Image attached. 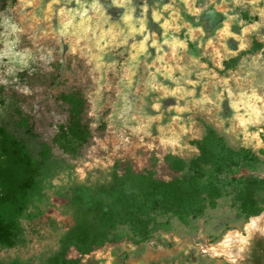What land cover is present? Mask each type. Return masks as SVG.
I'll return each mask as SVG.
<instances>
[{
	"label": "rangeland",
	"instance_id": "374dc122",
	"mask_svg": "<svg viewBox=\"0 0 264 264\" xmlns=\"http://www.w3.org/2000/svg\"><path fill=\"white\" fill-rule=\"evenodd\" d=\"M81 2L87 8L92 0ZM98 2L105 16L97 21L89 9L87 15L92 17L89 25L99 24L97 35L109 28L117 35L115 42L103 51L89 41V52L84 48V40L77 44L75 37L61 36L58 31L63 18L58 10L77 8L76 0H31L30 3L0 0V19L9 16L23 28L14 50H28L33 57L28 67L11 74L7 73V58L0 57V79L9 81L0 84V123L23 139L34 159L40 157L43 149L47 150V160L33 188L15 203L0 209V216L14 226L12 244H0V264H59L63 259L75 257L80 258V264H234L225 256L203 250L204 246L219 241L228 230L235 229L247 236L245 226L252 217H239L228 197L218 199L213 207L207 206L196 219L153 215L151 237L138 244L123 236L121 240L104 242L85 255L67 245L68 236L103 226L101 207L114 200L112 189L129 180V176L153 185L172 179L169 165L172 157L201 165L200 144L207 128L213 129L233 149L254 151L263 162L261 169L242 173L264 178V143L256 148L255 141L244 142L239 128L235 134L226 131L235 124L231 119L229 91L232 99L242 91L250 93L253 89L264 97V26L243 36L248 44L244 50L238 51V41L229 37L228 47L236 54L220 59L221 67L213 54L216 48L221 57L228 55L216 36V29L228 16L236 15L229 24L238 36L243 27L260 20L258 15L249 14L252 10L249 0L243 4L236 0H144L138 6L131 0H125L124 6L114 5L112 0ZM254 2L257 8H264V0ZM22 4L26 6L21 8ZM49 4L51 14L46 19L45 9ZM145 4L149 39L145 41L146 51L138 53L132 46L138 45L145 33H134L121 44L129 31L122 16L130 6L132 24L138 28L136 21ZM165 4L170 7L164 9ZM189 7L200 8L201 12L198 16L191 14ZM153 10L160 13L159 22L152 20ZM79 19L77 15L76 20ZM165 20L169 25L167 30L162 26ZM189 29H192L191 39ZM3 31L0 25V33ZM173 38L185 46L173 50L163 43ZM3 39L0 35V50L4 47ZM152 39L159 45V51L152 45ZM90 56H100L99 68ZM158 56L163 59L158 60ZM166 69H171L175 79L163 74ZM150 84L162 85L169 91L179 86L184 92L163 96L159 88L153 89ZM25 86L30 94L21 91ZM74 89H80L85 97L91 137L76 151H64L55 140L58 126L67 117L66 106L59 96ZM154 103L160 107L153 109ZM174 117L178 118L174 120ZM141 125L145 126L143 131H133ZM181 125L186 131L181 135L179 147L162 145L161 139L171 135L169 129L179 133ZM257 127L264 128V124L249 126L248 130L254 132ZM260 137L264 141V132ZM77 168L84 173L82 181ZM175 189L183 197V190ZM124 227L120 225L119 229ZM246 245L247 241L243 250ZM97 252L101 254L99 258Z\"/></svg>",
	"mask_w": 264,
	"mask_h": 264
},
{
	"label": "trees",
	"instance_id": "16d2710c",
	"mask_svg": "<svg viewBox=\"0 0 264 264\" xmlns=\"http://www.w3.org/2000/svg\"><path fill=\"white\" fill-rule=\"evenodd\" d=\"M131 1L138 6L144 0ZM59 98L66 106L67 117L58 126L55 140L64 151H76L91 137L86 100L80 89L61 93ZM200 151L201 165L172 157L169 165L174 176L170 181L160 180L149 185L137 176L123 180L111 191L114 200L101 207L103 226L96 231L68 236L67 245L85 255L104 242L121 240L123 236L138 244L151 237L153 215L196 219L207 206H215L216 201L224 197L229 198L230 205L243 219L264 211V178L242 173L261 169L263 162L254 151L231 148L211 128H207ZM46 160V149L34 159L23 139L0 123V209L15 203L33 188ZM176 187L183 190V197L177 195ZM120 225L125 227L120 230ZM111 229L116 232H110ZM13 236V223L0 216V244L11 245ZM59 264H80V258L63 259Z\"/></svg>",
	"mask_w": 264,
	"mask_h": 264
},
{
	"label": "clouds",
	"instance_id": "9594fccd",
	"mask_svg": "<svg viewBox=\"0 0 264 264\" xmlns=\"http://www.w3.org/2000/svg\"><path fill=\"white\" fill-rule=\"evenodd\" d=\"M28 3L31 2V0H27ZM78 7L77 8H64L61 7L58 10V15L63 17L60 22V27L58 29L59 34L61 36H73L76 38V43L78 44L80 40L85 41L84 48L87 49L89 52L91 51L89 48V41H92L94 43V46L99 50L103 51V49L109 45L115 42V36L117 33H112L111 28L108 29L107 32L104 30H101L99 35L96 33V27L99 26V24L96 25H89V21L92 20V17L87 15L89 9L92 10L93 16H96L97 21H99L100 17L105 16V12L103 7L100 5L98 0H92V3L88 5L86 8L84 3L81 2V0H76ZM112 3L117 6H124L125 0H112ZM236 3L243 4L244 0H236ZM249 3L252 4V10L250 11V15L256 14L260 17L259 21L253 22L250 25H247L241 29V35H237L236 33L232 32L230 30V24L229 21L235 20L236 15L233 14L231 16H228L227 19L222 22V26L218 27L216 29V36L218 41L220 42V47L224 49L225 53L228 55L221 57V53L218 49L213 48V54L215 57H217L216 64L218 67H221L220 59H227L228 56L235 55L236 53L233 52L227 44V40L229 37H232L234 40L238 41L237 50H244L248 44L243 39V36L245 34H248L252 31H255L259 29L260 27L264 26V8H257L255 6L254 0H249ZM26 6L25 4L21 5V8ZM170 5L165 4L163 5L164 9L169 8ZM218 7V6H217ZM51 8L52 5H47V8L45 9V18H50L51 14ZM223 11L222 9H219ZM132 11L133 9L128 6L126 9L125 14L122 16L123 21L128 25V33L125 35L124 39L120 41L121 44L125 43L128 36L133 35L134 33H145L143 36V39L139 42L138 45L133 44V48L137 50L138 53H143L146 51L145 48V41H148L149 35L147 34V20L145 17V12L147 11V5H142V11L140 18L136 21V23L139 24V27H134L132 24ZM188 11L191 14L199 15L201 12L200 8H193L189 7ZM98 14V15H97ZM227 15V13H225ZM77 15L80 17L79 20H76ZM152 20L154 22L160 21V13L153 10L152 12ZM75 21V22H74ZM106 22V21H105ZM238 23L242 24L243 21H238ZM0 25L3 26V33H0V35L3 36V43L4 47L2 50H0V57H6L7 62L9 64V67L7 68V73L11 74L14 72V70H22L26 67H28L29 60L33 57L31 56V53L28 50L24 51H15L16 44L18 42V34L23 31V28L18 26L15 22L12 21L11 17L4 16L2 19H0ZM165 27V30H167L168 21L165 20L164 24L162 25ZM71 29V31H70ZM122 31V30H121ZM196 31L202 30L197 28ZM91 32L92 35L89 36L88 33ZM192 29H189V38H193L192 35ZM154 35V34H153ZM108 36L109 38L106 40L105 37ZM11 37V39H9ZM264 39V37H262ZM103 41V43H101ZM152 45H155L157 47V50L159 51V45H157V42L155 39H152L151 41ZM165 44H169L170 47H172L173 50L177 46L183 48L185 45L182 41H178L175 38H173L171 41L168 39H165L163 41ZM212 43L211 40L208 41V44L210 45ZM135 59V55L132 57ZM258 58V57H257ZM43 59V57H41ZM90 59H95L98 63L96 65L97 68L100 67V56H90ZM158 60H162L163 56H158ZM256 58L253 60V64L255 65ZM159 71V69H157ZM168 78L175 79L171 75V69H166L163 73ZM152 79H155V76H152ZM13 81H15V76H13ZM9 81L5 79H0V84H7ZM191 83V81H189ZM226 84L227 81H224ZM150 87L153 89L159 88L161 90V93L163 96L168 95H175L176 93L180 92L183 93V88L177 86L176 88L169 91L167 88H164L162 85H156V84H150ZM21 91L25 94H30L29 89L25 86L21 89ZM98 91V90H97ZM190 95V93H187ZM229 96V105L230 108L233 111V116L231 119L235 121V124L230 126L226 131H231L233 134H235V129L239 128L240 132L243 135V140L246 144H250L253 141H255L254 147L259 148L264 141L261 140L260 133L264 132V128L257 127V130L254 132H249V126H259L261 124H264V97L257 95L255 89H253L250 93L247 92H240L238 94V97L235 99H232V93L228 92ZM219 99V97H218ZM259 104V106H257ZM153 109H158L160 107L159 103H154L152 105ZM243 109L241 112L240 110ZM127 109H125L126 111ZM177 111H182V109L177 108ZM91 114V113H90ZM160 117H156L155 119H159ZM178 117H174L173 119H177ZM145 128L144 125L139 126L138 128L133 129L134 132L143 131ZM163 131V129H161ZM171 132V135L165 139H161L162 145H167L169 147H179L180 144V138L181 135L186 131V129L183 127V125L180 126V132L177 133L176 131L169 129ZM151 147V145H149ZM88 167H91V165H86ZM76 172L79 174V179L82 181L84 179V173L80 168L76 169ZM97 257L101 255L99 252L96 253Z\"/></svg>",
	"mask_w": 264,
	"mask_h": 264
},
{
	"label": "bare ground",
	"instance_id": "6f19581e",
	"mask_svg": "<svg viewBox=\"0 0 264 264\" xmlns=\"http://www.w3.org/2000/svg\"><path fill=\"white\" fill-rule=\"evenodd\" d=\"M247 236L241 235L237 230H228L219 241L204 246L203 250L214 256H225L234 261L240 256L247 238L256 232L264 233V212L256 217H252L245 226Z\"/></svg>",
	"mask_w": 264,
	"mask_h": 264
},
{
	"label": "flooded vegetation",
	"instance_id": "af4514ba",
	"mask_svg": "<svg viewBox=\"0 0 264 264\" xmlns=\"http://www.w3.org/2000/svg\"><path fill=\"white\" fill-rule=\"evenodd\" d=\"M257 233L260 232H256V235L249 239L245 249L234 260V264H264V234Z\"/></svg>",
	"mask_w": 264,
	"mask_h": 264
},
{
	"label": "water",
	"instance_id": "95a60500",
	"mask_svg": "<svg viewBox=\"0 0 264 264\" xmlns=\"http://www.w3.org/2000/svg\"><path fill=\"white\" fill-rule=\"evenodd\" d=\"M264 211H262L260 214H262ZM252 217H255V216H252ZM251 218V217H250ZM257 234H260V233H257ZM254 235H256V233L254 234ZM253 237V236H252ZM251 237V238H252ZM250 239V238H249ZM249 242V240H247V243Z\"/></svg>",
	"mask_w": 264,
	"mask_h": 264
}]
</instances>
